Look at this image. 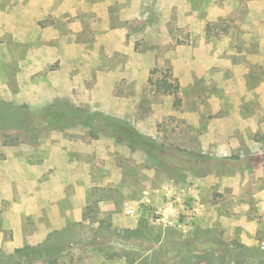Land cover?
<instances>
[{
	"label": "rangeland",
	"instance_id": "374dc122",
	"mask_svg": "<svg viewBox=\"0 0 264 264\" xmlns=\"http://www.w3.org/2000/svg\"><path fill=\"white\" fill-rule=\"evenodd\" d=\"M263 255L264 0H0V264Z\"/></svg>",
	"mask_w": 264,
	"mask_h": 264
},
{
	"label": "trees",
	"instance_id": "16d2710c",
	"mask_svg": "<svg viewBox=\"0 0 264 264\" xmlns=\"http://www.w3.org/2000/svg\"><path fill=\"white\" fill-rule=\"evenodd\" d=\"M49 112H50V117L56 123H63V116L71 115V114L75 113V111H71L70 107H68L66 109L61 108V109L53 110V111H49ZM80 112H83V111H80ZM98 116L101 117L102 115L98 114V115H94V116L90 117V123H92ZM102 117H104V116H102ZM105 119L108 120L110 127L113 128L114 130L118 131L123 137L130 139L133 142L140 144L141 146H143L145 148H150V146H149L150 140L145 138L143 135L139 134L134 128L129 126L127 123L118 122L117 120H113V119L110 120L108 118H105ZM56 249H58V247H54L52 249L49 248L48 251H52V250H56ZM252 264H264V255L256 257L255 262Z\"/></svg>",
	"mask_w": 264,
	"mask_h": 264
}]
</instances>
